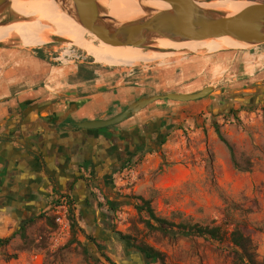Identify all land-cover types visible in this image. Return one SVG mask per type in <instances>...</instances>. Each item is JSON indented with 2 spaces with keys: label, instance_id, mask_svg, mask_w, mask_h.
<instances>
[{
  "label": "rangeland",
  "instance_id": "374dc122",
  "mask_svg": "<svg viewBox=\"0 0 264 264\" xmlns=\"http://www.w3.org/2000/svg\"><path fill=\"white\" fill-rule=\"evenodd\" d=\"M235 1L250 5L262 3L259 0ZM36 3L42 5L39 0ZM130 12L120 13L117 18L128 17ZM17 18L12 21L35 20ZM97 41V37L90 40L91 43ZM9 44L10 48L23 53L37 52L51 64L59 67L67 65L66 68L75 72L88 70L94 75L109 78L108 81L124 79L130 86L145 89L146 95L176 93L173 91L199 92L205 87L216 91H233L257 85L264 87V63L257 64L254 69L260 71L247 81L245 77H239L238 62L228 56L224 59L212 57L231 52H261L255 51V48L217 53L178 52L162 62L145 67L123 68L126 66L111 61L97 63L87 49L84 48L86 52L79 45L57 43L51 39L35 49L23 48L16 38ZM73 50L82 55L81 64L67 62L74 61ZM58 58L64 63L60 65L56 61ZM104 65L121 67H102ZM188 66H197L203 72L186 73L185 67ZM203 100L211 101V104L216 101L215 104L221 103L222 107L219 109L215 105L211 112L202 113L185 109L176 111L168 119L166 135L155 144L151 157L139 159L130 166L135 173L133 176L126 174L122 180H119L120 176L114 178L113 190L109 193L99 189L101 202L94 195V185L88 188L91 205L105 222L100 231L97 226L89 227L84 222L77 205L74 215L79 230L75 237L71 229L69 236L63 237L58 235L57 226L54 228L37 222L26 233L30 238L26 244L28 250L24 252L27 254L26 264H34L32 257L35 254L42 258V264H146L142 255L134 250L133 243L124 242L118 234L132 236L137 242L143 241L157 249L165 255L164 264H232L228 242L220 245L201 238H171L148 231L134 209V197L150 201L159 217L175 224L188 221L201 226H215L225 222H242L240 230L251 238L257 261L264 264V98L259 102L247 100L246 96L226 94ZM225 100H228L227 105L222 104ZM217 129L232 147V153L220 141ZM51 212L54 214L53 206ZM231 229L229 226L228 230ZM31 241L35 244L31 245ZM22 243L19 238L13 240L1 253V259L5 262L17 259Z\"/></svg>",
  "mask_w": 264,
  "mask_h": 264
},
{
  "label": "crops",
  "instance_id": "0c3cea01",
  "mask_svg": "<svg viewBox=\"0 0 264 264\" xmlns=\"http://www.w3.org/2000/svg\"><path fill=\"white\" fill-rule=\"evenodd\" d=\"M263 47L255 48L260 53L212 57L228 56L238 62L239 77L251 81L260 71L254 68L264 63ZM61 66L37 52L0 48V239L14 235L20 239L23 226L48 212L59 194L70 196L80 207L84 222L100 231L105 222L91 205L88 188L94 185L109 193L113 179L124 168L149 159L176 111L202 113L211 112L215 105L222 107L208 100L182 104L160 101L117 126L79 129V123L110 120L138 99L166 92L146 95L145 89L130 86L124 79L108 81L88 70L75 72ZM185 69L191 74L203 72L197 66ZM173 92L191 94L197 90ZM263 98L264 92L249 100L261 102ZM7 247L0 249V255ZM18 254L9 262L0 257V264H26L27 254Z\"/></svg>",
  "mask_w": 264,
  "mask_h": 264
},
{
  "label": "water",
  "instance_id": "95a60500",
  "mask_svg": "<svg viewBox=\"0 0 264 264\" xmlns=\"http://www.w3.org/2000/svg\"><path fill=\"white\" fill-rule=\"evenodd\" d=\"M15 1L32 0H0V27L18 23L13 22L18 19V15L10 9ZM52 1L83 29L110 45L170 54L178 52L159 48V41L187 43L229 38L242 44L243 48L264 45V3H253L239 14L231 16L226 11L205 8L201 6L205 2L197 0H162L168 6L166 10L154 8L150 3L155 0H134L143 11V16L120 22L108 16L100 3L101 0ZM50 39L57 43H69L55 36ZM9 43H0V48L12 47ZM263 92L264 89L257 85L233 91H216L212 87H205L192 94L155 95L138 99L110 120L83 122L76 127L83 130L114 127L160 101L192 103L209 96H252ZM226 102L228 103V100Z\"/></svg>",
  "mask_w": 264,
  "mask_h": 264
},
{
  "label": "bare ground",
  "instance_id": "6f19581e",
  "mask_svg": "<svg viewBox=\"0 0 264 264\" xmlns=\"http://www.w3.org/2000/svg\"><path fill=\"white\" fill-rule=\"evenodd\" d=\"M39 1L42 2V5L37 4L36 0L28 2L15 1L12 3L10 8L12 12L22 18H35V20L0 27V43L10 42L16 38L23 48L35 49L45 45L51 36H55L67 40L69 45H79L83 49H87L90 53L88 54L97 59L95 60L91 56L97 63H102V61L109 63L111 61L126 66L123 68L145 67L156 62H162L172 55L170 53H157L138 48L110 45L100 39L95 43H91L90 40L96 37L69 18L54 1ZM100 3L109 17L120 22L131 21L143 16V11L134 0H101ZM150 4L156 9H168V6L162 0H155ZM201 6L226 11L229 15L234 16L251 5L246 2L230 0L223 3L221 1L205 2ZM128 11H131L128 17L117 18L120 13ZM158 47L175 52L198 53L204 51L206 53H217L223 50L240 49L244 46L229 38H219L187 43L159 41Z\"/></svg>",
  "mask_w": 264,
  "mask_h": 264
},
{
  "label": "trees",
  "instance_id": "16d2710c",
  "mask_svg": "<svg viewBox=\"0 0 264 264\" xmlns=\"http://www.w3.org/2000/svg\"><path fill=\"white\" fill-rule=\"evenodd\" d=\"M264 3V0H259ZM226 100L222 104H226ZM223 109V108H222ZM220 141L229 149L232 153V147L226 142L223 136L220 134L219 130H216ZM136 201L135 211L139 216L141 222L144 224V227L153 233H159L164 237L178 238L182 237L185 239L201 238L207 241H212L222 245L225 242L229 243L228 249L232 255V264H262L257 261L256 258V248L253 244V241L250 237L246 236L239 228L242 225V222L233 221L229 224L225 222L221 225L215 226H201L199 224H191L188 221H181L178 224H175L171 221L165 220L159 217L151 207V203L148 200H145L142 197H134ZM111 205V204H110ZM52 209V208H51ZM51 209L39 216L35 221L29 222L23 226L21 229L20 239L22 240V245L19 246L18 251L20 253L26 252L28 249L26 244L30 241V238L27 236V231L33 227L37 222H43L44 225H51L56 228L55 216L52 214ZM113 210V208L111 207ZM76 206L71 199V209L69 212V219L71 224V233L75 237L78 229V223L76 221L74 212ZM145 219H144V218ZM231 226L232 229L228 230V227ZM124 242H132L133 248L135 251L140 253L146 264H164L165 255L148 245L143 241L137 242L136 239L132 236L118 234ZM15 239V235L6 238L0 239V249L7 247ZM91 239V238H90ZM31 245H34L35 242L31 241ZM103 255V254H102ZM107 262L111 263L110 260L103 255Z\"/></svg>",
  "mask_w": 264,
  "mask_h": 264
},
{
  "label": "built area",
  "instance_id": "2783aa9c",
  "mask_svg": "<svg viewBox=\"0 0 264 264\" xmlns=\"http://www.w3.org/2000/svg\"><path fill=\"white\" fill-rule=\"evenodd\" d=\"M72 48V47H70ZM71 54L75 56L74 61H68L69 63H74L76 64H81L83 62L82 55H80L77 51L73 50L71 51ZM63 54L60 55L62 57ZM58 58L56 59L57 62L60 64H63L64 61H59ZM64 60V59H63ZM66 61V60H65ZM63 62V63H62ZM243 115V114H242ZM130 175L133 176L135 173L134 171L130 168V166L124 168L121 173H119L117 176H120L119 180H122L125 178V175ZM116 176V177H117ZM90 178V177H89ZM94 195L96 196L98 201H103L100 195V190L97 187H94ZM53 209H54V216H55V223L58 228V235L63 236V237H68L70 234V229H71V224H70V219H69V212L71 209V198L67 194H59L56 195L53 199L52 203ZM32 261L34 264H42V258L35 254L32 257Z\"/></svg>",
  "mask_w": 264,
  "mask_h": 264
},
{
  "label": "flooded vegetation",
  "instance_id": "af4514ba",
  "mask_svg": "<svg viewBox=\"0 0 264 264\" xmlns=\"http://www.w3.org/2000/svg\"><path fill=\"white\" fill-rule=\"evenodd\" d=\"M255 95H252V96H246L247 97V100L248 99H251V98H253ZM227 104V103H226Z\"/></svg>",
  "mask_w": 264,
  "mask_h": 264
}]
</instances>
